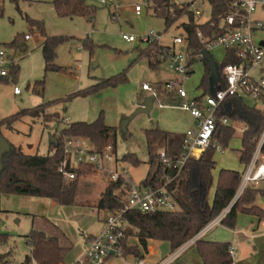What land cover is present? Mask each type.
Segmentation results:
<instances>
[{
  "label": "rangeland",
  "instance_id": "obj_1",
  "mask_svg": "<svg viewBox=\"0 0 264 264\" xmlns=\"http://www.w3.org/2000/svg\"><path fill=\"white\" fill-rule=\"evenodd\" d=\"M193 0H174L178 5L190 3ZM95 8L93 21L84 16H60L54 5L47 0H0V50L7 53L11 63L17 64L16 74H9L7 81L0 82V120L11 116L23 109L34 108L40 104L63 99L72 93L89 88L102 79H107L127 71L128 81L118 86L102 88L87 96H77L63 103L51 104L47 113L58 112L61 118H69L72 122H93L101 114L107 125L117 127V151L122 158L125 154H135L141 161L138 165L121 162L120 167H126L134 183H140L146 178L150 169V157L146 142L145 130L161 127L169 130L168 126H176L186 131L195 127L193 117L179 108H161L155 104L149 113H140L130 120L128 132L123 133L121 123L129 118L137 107L139 95H150L142 90L145 82L169 81L181 78L169 63L164 61L158 70L149 66L147 58H139L141 50L149 45L141 37L153 31L162 35L160 43L172 45L176 36H185L183 23L188 21L182 16L173 26L166 28L165 20L154 11L152 2L148 0H118L120 4L119 20H112L114 7L105 6L99 0H87ZM136 5L142 6L140 14ZM190 10L196 12L199 23L206 22L211 17L212 6L208 0H195ZM199 10L200 13H197ZM255 16H264V9H258ZM28 18L42 21L48 36H72L71 41L61 43L57 48L54 63L61 67L58 70H46L43 51L44 36L37 26L32 25ZM29 34L30 38H25ZM123 34L134 35L136 41L130 42ZM15 38L19 39L16 47L7 44ZM93 41V55L84 47V40ZM264 40V30L255 34V41L260 44ZM185 43L181 49H185ZM227 51L218 46L212 50V55L218 63H223ZM264 64V61H263ZM10 65L8 70L10 71ZM193 72L185 79L184 88L190 97H199L204 93L202 80L205 75L203 60L194 59ZM19 87L21 94L14 93V87ZM249 104L252 102L247 99ZM66 123L46 122L44 119L25 116L10 129L2 127L5 138L12 144L22 148L26 154L47 155L53 151L51 139L53 134L65 127ZM242 128H237L236 135L231 139L225 152L216 150V168L213 171L214 185L210 192L213 201L219 174L222 169H232L244 172V166L239 161L238 149L242 146ZM182 133V132H181ZM85 143H92L86 139ZM200 155V154H199ZM200 157V156H199ZM264 161V150L261 155ZM109 180L102 174L87 173L79 177V199L81 204L64 206L56 201L43 198L16 194H3L0 201L1 230L10 234L9 244L0 246V253L12 252L10 264H21L26 255L31 254V247L25 235L33 227L45 229L48 234L58 236L63 243L72 245L63 264H71L84 254L83 236L96 234L104 227L102 219L108 212L97 207L101 190H105ZM100 185V186H99ZM264 190V180L251 184ZM120 192V191H119ZM264 193L259 194V202L264 203ZM35 219V224L33 223ZM135 238H130L132 242ZM156 244L157 241L155 242ZM138 241H133L137 245ZM159 250H171L168 242L159 245ZM172 251V250H171ZM146 255V254H145ZM124 256V257H123ZM115 256L113 261L119 264L137 262L133 256ZM127 256V257H126ZM108 261L106 264H109Z\"/></svg>",
  "mask_w": 264,
  "mask_h": 264
},
{
  "label": "trees",
  "instance_id": "obj_2",
  "mask_svg": "<svg viewBox=\"0 0 264 264\" xmlns=\"http://www.w3.org/2000/svg\"><path fill=\"white\" fill-rule=\"evenodd\" d=\"M13 1L18 4L19 0ZM47 1L54 5L60 16H84L91 21L95 18L96 10L88 4L87 0ZM148 1L153 3L155 13L165 20L166 28L173 26L184 15L188 17V21L183 23V27L188 39V48L189 50H195V52H202L205 47L198 33L201 31L209 37L223 34L226 31L225 18L233 11L232 0H208L212 6L211 17L206 22L199 23L196 13L190 10V3L180 6L174 0ZM1 16L2 11L0 10ZM28 20L32 25L38 27L45 38L43 51L46 70L61 69L60 66L54 63L57 57V48L61 43L71 41L74 37L48 36L42 21L31 18H28ZM18 42L19 39L15 38L7 46L14 48ZM148 45L146 49L141 50L139 58H147L149 66L154 70H158L163 63L160 55L164 45L159 42ZM84 47L90 50V54H94L92 40L85 39ZM236 53V49H228L224 62H217L220 80L224 65L239 62ZM203 61L205 75L202 86L205 93H212L211 67L207 60L204 59ZM10 67L7 75H0V82L7 81L9 74H16L19 70L17 64L12 63ZM128 79L127 71H125L116 76L102 79L93 86L76 91L66 98L40 104L34 108L23 109L1 119L0 130L2 127L13 129L14 124L25 116L42 117L46 122L65 123L58 112L47 113V108L51 104L63 103L77 96H87L105 87H115L127 82ZM165 83L159 81L150 84L154 90L158 91L155 104L174 105L178 102V98L175 93L166 89ZM145 97L146 95L143 93L139 95V105ZM223 118H228L229 123H223ZM242 126L244 127L241 130L242 146L238 149V158L242 165L248 167L256 151L257 140L264 131V100L261 104H249L246 98L228 97L218 110L214 141L226 150L231 139L236 135L237 128ZM145 136L150 157V169L141 183L145 186H158L164 182L166 176L175 175V171L169 165L163 163L161 153L165 151L170 160L178 159L184 152L186 134L166 131L158 126L146 129ZM53 137L57 139V142L51 140L53 151H50L47 155L26 154L21 147L9 142L10 147L2 158L0 201L3 194H16L49 198L64 206L81 204L79 199V177L87 173H95L96 168L88 164L72 168L69 164V168L75 171L76 177L72 180L65 179L59 172V165L65 159L64 139L81 137L88 139L99 152H103L108 146H111L116 152L118 129L107 125L104 115L101 114L93 122L66 123V126L58 130L57 134H53ZM216 150L214 146H210L199 158H189L181 174L172 181L170 189L177 203L175 211L141 212L128 210L125 212L124 223L121 228L126 234L123 239V251L127 256L134 255L138 260L144 259L150 240L168 242L171 245L172 252H174L200 233L206 225L230 206L231 208L222 219L221 224L231 229L236 227L239 212L259 213L264 217V211L255 204L257 196L264 193L263 189L250 185L234 202L244 172L222 169L214 199L213 201L210 200V192L214 185L213 171L216 168L214 158ZM120 160L133 165H138L141 162L132 153L125 154ZM124 185L128 186L129 184H124L123 181L109 182L106 189L100 194L97 207L107 212L124 209L126 204L123 192ZM25 237L31 247V254L26 255L21 264H63L73 249L72 245L63 243L60 237L50 235L42 228L33 227ZM135 237L138 238V244L131 245L128 240ZM9 241L10 234L1 230L0 219V246L8 245ZM196 244L205 264H231L233 262L230 242L210 241L201 237L196 241ZM11 257V251L0 253V264H10Z\"/></svg>",
  "mask_w": 264,
  "mask_h": 264
},
{
  "label": "built area",
  "instance_id": "obj_3",
  "mask_svg": "<svg viewBox=\"0 0 264 264\" xmlns=\"http://www.w3.org/2000/svg\"><path fill=\"white\" fill-rule=\"evenodd\" d=\"M99 1L105 6L114 7L112 20L118 21L120 15L118 0ZM194 1H191L190 4L193 5ZM231 4L233 11L225 18L226 31L223 34L209 37L205 36L201 31L198 33L201 42L205 46L204 50H208L211 54L212 50L218 46L224 47L226 51L232 48L237 50L236 55L239 62L224 65L221 80L218 82L214 92L205 93L204 91L199 97H190L184 88L185 79L194 71V59H205L202 52L189 50L186 35L184 37H174L173 44L164 45L160 55L163 62H168L170 69L181 76V78L170 79L165 83L166 89L175 93L178 98V102L174 105L187 111L196 121L195 127L185 132L184 152L178 159L170 160L165 151L161 153L163 163L169 165L175 171L174 176H166L164 182L158 186H145L141 182L134 183L128 168L118 167L119 159L111 146H108L103 152H99L93 144L85 143V138L69 137L64 139L65 159L59 165V172L65 179L72 180L76 177L75 171L69 168V164L72 168L88 164L94 166L96 172L104 175L109 182L123 181L124 184H129L128 186L124 185L125 208L116 212H108L102 231L97 235L85 236L86 251L76 261V264H86L87 262L89 264H105L112 256H123V239L126 234L121 225L124 223L123 217L126 211L157 212L175 211L177 209V203L170 189V184L181 174L187 160L189 158H199L210 146H214L221 152L225 151L220 144L214 141V134L218 110L228 97L249 98L255 104L263 102L264 69L260 77H255L253 70L261 66L264 61V45L262 44L264 40L260 44L255 41V34L264 30V16L254 15L258 9H264V0H232ZM141 11L142 6L136 5V12L140 14ZM197 13H200L199 10ZM26 38H30V35H26ZM123 38L130 42L137 40L136 36L128 34H123ZM161 38L162 35H157L151 31V33L141 37V40L150 44L153 42L160 43ZM184 43L186 47L182 50L181 45ZM11 62L7 53L4 50H0V75H7L8 65L12 64ZM142 88L157 98L158 91L154 90L149 83H143ZM14 92L19 94L21 90L16 86ZM64 122L69 123V119H64ZM222 122L227 124L229 120L228 118H223ZM263 150L264 131L257 140L256 151L251 163L244 172L243 180L234 202L251 184L264 180V161L261 160ZM230 208L231 206L225 209L206 225L200 233L174 251L161 264H170L188 246L201 238L205 232L216 225H220ZM262 223L264 225V219ZM234 252L235 248L232 246L231 253L234 254ZM138 263L146 264L144 260H139Z\"/></svg>",
  "mask_w": 264,
  "mask_h": 264
},
{
  "label": "crops",
  "instance_id": "obj_4",
  "mask_svg": "<svg viewBox=\"0 0 264 264\" xmlns=\"http://www.w3.org/2000/svg\"><path fill=\"white\" fill-rule=\"evenodd\" d=\"M29 35V34H26ZM25 35V38H26ZM29 39V38H27ZM264 42V41H263ZM214 57V56H213ZM264 69V64L261 66L255 68L253 70V75L255 77H260L262 75ZM159 82V81H156ZM165 82V81H162ZM149 84L155 83V82H147ZM15 88V87H14ZM143 90V88H142ZM147 91V90H145ZM15 93V92H14ZM16 94V93H15ZM21 94V92L19 93ZM18 95V94H16ZM249 98H246V101ZM252 103H254L251 99H249ZM139 103L135 102L132 105V110L135 107H138ZM161 108H179L183 111L184 109L175 106V105H159ZM155 107V104H154ZM153 107V109H154ZM152 109V110H153ZM68 118V117H67ZM66 117L64 119H67ZM69 119V118H68ZM194 119V118H193ZM71 120L69 119V122ZM195 125L196 121L194 119ZM111 126V125H109ZM170 132H178V133H185L186 131L180 130L177 125L167 127ZM244 129V127H241ZM163 129V128H162ZM225 152V151H224ZM116 155L119 159L117 165L120 167L121 161L120 156L118 155V151L116 149ZM201 156V155H200ZM244 166V165H242ZM247 167L244 166V172L246 171ZM142 182V181H141ZM100 186V185H99ZM106 189V187H105ZM104 190H101V192ZM101 194V193H100ZM264 196V195H260ZM256 206L261 208L264 211V203L259 202V197H257V200L255 202ZM264 217H262L259 213H245V212H239L237 215V222L235 229H231L223 224L216 225L215 227L211 228L207 232H205L201 237H204L206 240L210 241H221V242H230L231 246L235 248V252L233 254V262L231 264H264V225L262 223ZM104 222V219H102ZM35 219L33 223L35 224ZM103 229V228H102ZM102 231V230H101ZM100 231V232H101ZM100 232L96 234H85L83 236V243H84V253L86 251V235H97ZM133 241H138V238L135 237ZM133 241L130 242L131 245H133ZM157 241L158 244L155 242ZM164 241H158V240H150L148 251L144 257V260L146 264H161L163 263L167 258L171 256L173 253L171 250H165L160 251L159 245L161 246ZM84 255V254H83ZM133 257L134 255H129ZM127 257V256H126ZM114 256L110 257L105 264L110 261L109 264H119L116 263V260L113 261ZM139 260L135 263L131 262L130 264H139ZM71 264H76V261H73ZM170 264H205L203 261V258L199 252L198 246L195 243L188 246L187 249H185L176 259H174Z\"/></svg>",
  "mask_w": 264,
  "mask_h": 264
},
{
  "label": "water",
  "instance_id": "obj_5",
  "mask_svg": "<svg viewBox=\"0 0 264 264\" xmlns=\"http://www.w3.org/2000/svg\"><path fill=\"white\" fill-rule=\"evenodd\" d=\"M264 45V42H262ZM205 60H207L210 64L211 71H212V91L214 92L215 86L218 84L220 80V75H219V69H218V64L216 59L213 57V55L208 51V50H203L202 51ZM156 97L153 94L147 95L144 99V101L136 108L135 112L129 117L125 118L122 123H121V130L123 133L128 132V124L131 119H133L136 115L140 113H147L149 114L155 104ZM54 142H57V139L52 137L51 139ZM10 143L9 141L5 138L3 135L2 131L0 130V172L2 170V158L3 154L9 149ZM113 254V252H112Z\"/></svg>",
  "mask_w": 264,
  "mask_h": 264
}]
</instances>
